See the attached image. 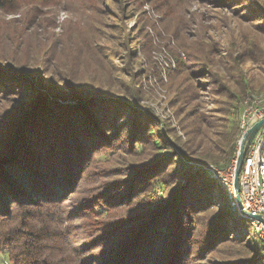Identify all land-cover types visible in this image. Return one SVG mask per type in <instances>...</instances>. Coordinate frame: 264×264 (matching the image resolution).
<instances>
[{
  "label": "trees",
  "instance_id": "obj_1",
  "mask_svg": "<svg viewBox=\"0 0 264 264\" xmlns=\"http://www.w3.org/2000/svg\"><path fill=\"white\" fill-rule=\"evenodd\" d=\"M152 1L164 10L169 19L167 28L180 49L188 58L195 56V62H203L211 71H206L208 77L218 84L214 91L221 107L216 115L207 110L201 98L200 91L208 82L202 81L206 72L193 70L197 63L178 59V68L171 74L173 101L179 105L185 139L152 114L139 113L135 94L128 96L68 75L57 80L47 76L41 66L30 64L33 62H20V54L35 48L29 45L33 34L39 49L47 42L44 48L55 50L52 45L57 35L52 30L58 25L43 24L51 0H0V11H21L16 18L27 14V9L35 11L26 23L27 31L19 36L17 54L0 53V92H9L12 97L0 117V250L9 249L8 262L264 264L262 242L250 223L231 209L226 189L209 168L203 167L213 165L225 170L234 162L242 136L237 110L264 92V0ZM94 2L93 11L100 10L101 14L106 0ZM241 8L251 16L255 30L253 35L241 31L238 51L234 50L235 41L224 47L219 40L206 36L210 11L237 12ZM121 28L111 31L124 33L125 28ZM74 46L75 42L71 49ZM89 47L94 48V44ZM249 62L251 66L245 69ZM127 116L130 130L128 126L121 130ZM121 145L134 156L146 149L154 152L142 163H133L135 168L128 176L108 181L103 192L79 201L66 214L73 220L78 213L88 214L104 205L127 208L122 209L126 215L110 217L98 235L85 233L84 237L91 240L83 250L98 248V252L77 258L61 249L68 242L64 244L65 217L58 208L64 205L66 196L77 193L78 184L88 176L94 153ZM118 170L106 169L107 180L121 175ZM153 183L161 191H155ZM121 189L126 190L125 195L119 192L112 199V192ZM134 194L136 199L130 201L129 196ZM152 195L156 198L144 203ZM199 226L204 229L200 240L192 237ZM111 236L121 238L109 251L100 250L101 246L106 248L104 241ZM228 245L241 249L231 252L226 260L212 256Z\"/></svg>",
  "mask_w": 264,
  "mask_h": 264
},
{
  "label": "rangeland",
  "instance_id": "obj_2",
  "mask_svg": "<svg viewBox=\"0 0 264 264\" xmlns=\"http://www.w3.org/2000/svg\"><path fill=\"white\" fill-rule=\"evenodd\" d=\"M26 1L29 2L30 0ZM87 4L88 6H86ZM95 4L94 0H51L48 8H46V11L50 13L43 16L45 21L43 24L58 25L53 30L51 28L57 35V42L52 45L55 50L44 48L47 42L43 43L39 49L36 36L33 34L29 37V45L35 46V48L33 50L29 48L25 53L20 54V62H33L30 64L41 66L47 72V76H53L57 80L68 75L78 81H89L111 91L126 92L128 96L135 94L139 99L136 102V109L139 113L152 114L161 123L165 122L173 127L178 135L185 139L180 126L182 115L178 110L179 105L173 101L175 86L171 74L177 70L180 57L185 63H197L192 67L193 70L200 71L203 69V71L209 73L211 71L206 69L203 62H195V56L188 58L180 49L172 36L171 30L167 28L169 19L165 18L164 10L157 8V4L152 0H139L137 3H134V0H106V4L101 8V14L99 13L100 10L98 12L93 11L94 8L92 7H96ZM124 7L127 8V11ZM18 12H21L18 8L13 14L0 11V53L6 56L12 53L17 54L19 36L27 31L28 26L26 23L35 13L34 10L27 9V14H22L20 18H16ZM245 13L244 8L239 9L237 12L223 9L210 11L209 15L212 19H207V25L210 28L206 36H211L215 41L219 40L224 47H229L228 42L235 41L237 44H234V50L238 51L239 46L242 44L240 42L243 39L241 31L253 35V29L255 30L252 21L249 20L251 16ZM22 23L24 25H21ZM119 26L122 27L121 29L125 28L124 33L111 31V29ZM12 40L15 43L11 42ZM73 42H75V46L71 49ZM89 44H94V48L91 49ZM250 66L251 63L249 62L244 65V68L248 69ZM207 72L205 78L202 79V81L208 82L205 89L200 91L201 98L206 101L204 105L207 106V110L217 115L219 113L217 112L219 111L218 108L221 105L216 102L218 96L214 89L218 87V84L211 79L212 76L209 75L208 77ZM255 96L264 98V92ZM11 102L12 97L9 92L7 94L0 92V117ZM69 103L74 104L73 101ZM242 106L241 104L239 110H237V116L240 119L244 110ZM127 117V121L121 125V130L126 126L130 130V118ZM158 128L162 129V125H159ZM128 130L124 131L125 135L128 134ZM119 142L120 140L117 143ZM122 146L94 153L95 157L92 165L86 172V176L87 174L88 176H85V180L83 179L84 181L78 184L77 193L74 196H66L64 205L58 208L65 217L62 227L66 228L64 234L66 232L67 241L64 244L68 242L61 249L77 255V258L86 255L87 252L91 255L98 252V248L83 250V246H86V243H90L91 240V238L87 240L84 237L85 233H91L92 237L98 235L104 230H102V227L107 224L110 217L126 215L125 210L122 211V209L127 208H121L113 204L104 205L88 214L85 212L78 213L79 217L73 220H69L66 214L73 211L79 201L103 192L104 185L108 181L128 176L129 171L135 168L133 163L140 161L142 163L150 157L149 154L152 155L154 152L151 149H146L143 153L137 151V156H142L136 158L137 156L132 155L127 149L121 148ZM238 146L240 149L239 144ZM234 162L236 165V159ZM110 167L120 169L117 173L121 175L115 178L110 177L107 180V175L104 172ZM226 171L228 169L223 170L224 174ZM211 175L213 176V174ZM153 186L155 191H161L162 189L156 183H153ZM119 192H123V195H125L126 190H114L112 199ZM134 197H136V194L130 195L129 200L133 201L136 199ZM149 198L155 199L156 196H147V201L144 203H147ZM141 205L147 204L138 206ZM53 211L56 212L57 208ZM218 211L216 208L214 213L217 214ZM131 213L134 215V212ZM243 221L249 224L246 218ZM203 230L202 227H197L192 237L196 235V238L200 240L201 231ZM120 238V236L115 238L111 236L106 239V242L104 241L106 248L101 246L100 250L109 251ZM237 249L241 248L228 245L212 256L216 260H226L229 259L231 252H235ZM9 254L7 247L0 250V262L13 264L11 260H9L10 262L7 261ZM192 263L199 262L193 261Z\"/></svg>",
  "mask_w": 264,
  "mask_h": 264
},
{
  "label": "built area",
  "instance_id": "obj_3",
  "mask_svg": "<svg viewBox=\"0 0 264 264\" xmlns=\"http://www.w3.org/2000/svg\"><path fill=\"white\" fill-rule=\"evenodd\" d=\"M262 118H264V98L254 96L251 102L246 104L241 115L242 135ZM203 167L209 168L210 174H213L214 178L227 190L231 209L238 216L247 219L264 247V221L254 218L255 215H262L264 218V124L250 144L239 177L243 210L252 216L242 213L236 199L235 162L227 168L228 171L225 174L223 170L213 165H204Z\"/></svg>",
  "mask_w": 264,
  "mask_h": 264
},
{
  "label": "water",
  "instance_id": "obj_4",
  "mask_svg": "<svg viewBox=\"0 0 264 264\" xmlns=\"http://www.w3.org/2000/svg\"><path fill=\"white\" fill-rule=\"evenodd\" d=\"M263 124H264V118H262L257 123H255L252 127H250L242 135L240 143H239L240 149H239L238 155L236 157L234 186H235V190H236L237 201H238L239 207L242 209V213L246 216H252V215L250 213L246 212L245 210H243L242 200H241V196H240L239 177H240V173L242 170L244 159H245L246 153L250 147V144H251L252 140L254 139L255 135L257 134V132L259 131V129L261 128V126ZM254 218L261 220V221H264V218L262 215H255Z\"/></svg>",
  "mask_w": 264,
  "mask_h": 264
}]
</instances>
